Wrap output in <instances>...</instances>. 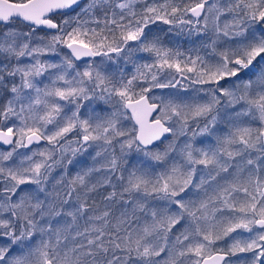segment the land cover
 Returning <instances> with one entry per match:
<instances>
[{
	"label": "snow or ice",
	"instance_id": "1",
	"mask_svg": "<svg viewBox=\"0 0 264 264\" xmlns=\"http://www.w3.org/2000/svg\"><path fill=\"white\" fill-rule=\"evenodd\" d=\"M0 264H264V0H0Z\"/></svg>",
	"mask_w": 264,
	"mask_h": 264
},
{
	"label": "trees",
	"instance_id": "2",
	"mask_svg": "<svg viewBox=\"0 0 264 264\" xmlns=\"http://www.w3.org/2000/svg\"><path fill=\"white\" fill-rule=\"evenodd\" d=\"M176 43L182 44L183 47L187 48L189 45L187 41L185 40L184 37L179 38L178 40L175 41ZM196 43H199V41H196ZM129 71H131V68H129Z\"/></svg>",
	"mask_w": 264,
	"mask_h": 264
}]
</instances>
